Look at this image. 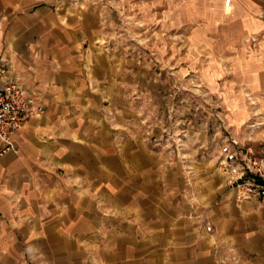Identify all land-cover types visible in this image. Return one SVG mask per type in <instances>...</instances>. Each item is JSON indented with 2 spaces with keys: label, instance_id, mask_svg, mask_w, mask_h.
<instances>
[{
  "label": "crops",
  "instance_id": "crops-1",
  "mask_svg": "<svg viewBox=\"0 0 264 264\" xmlns=\"http://www.w3.org/2000/svg\"><path fill=\"white\" fill-rule=\"evenodd\" d=\"M43 1L0 0L4 77L43 108L0 155V264H264L263 200L227 189L220 154L195 156L193 137L136 122L130 61L95 43L91 1L53 14ZM217 20L252 38L216 58L226 142L263 151L264 0H220Z\"/></svg>",
  "mask_w": 264,
  "mask_h": 264
},
{
  "label": "rangeland",
  "instance_id": "rangeland-1",
  "mask_svg": "<svg viewBox=\"0 0 264 264\" xmlns=\"http://www.w3.org/2000/svg\"><path fill=\"white\" fill-rule=\"evenodd\" d=\"M88 1L98 9V30L103 33L95 43L115 64L130 61L136 80L130 108L136 122L152 134L157 135V127L167 129L168 138L178 134L174 142L193 137L196 145H203L195 149V156L215 161L219 144L228 140L222 122L225 106L218 95L223 82L218 51L227 45L250 44L252 38L244 30H211L218 25L220 0ZM75 5L48 0L34 3L33 9L53 14ZM208 55L214 56L211 65ZM240 95L242 102L236 105L250 104L245 92ZM248 147L264 158V148Z\"/></svg>",
  "mask_w": 264,
  "mask_h": 264
},
{
  "label": "built area",
  "instance_id": "built-area-1",
  "mask_svg": "<svg viewBox=\"0 0 264 264\" xmlns=\"http://www.w3.org/2000/svg\"><path fill=\"white\" fill-rule=\"evenodd\" d=\"M0 64V155L12 149L10 137L27 120L39 116L43 108L17 82L4 77ZM217 161L224 184L239 199L254 198L264 204V158L256 156L250 148H232L227 142L219 146Z\"/></svg>",
  "mask_w": 264,
  "mask_h": 264
}]
</instances>
